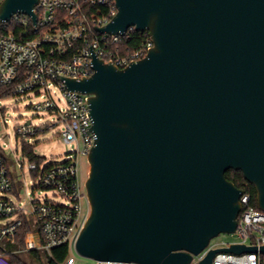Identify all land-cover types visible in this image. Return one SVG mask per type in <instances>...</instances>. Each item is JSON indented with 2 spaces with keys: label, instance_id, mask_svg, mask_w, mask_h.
<instances>
[{
  "label": "water",
  "instance_id": "95a60500",
  "mask_svg": "<svg viewBox=\"0 0 264 264\" xmlns=\"http://www.w3.org/2000/svg\"><path fill=\"white\" fill-rule=\"evenodd\" d=\"M114 2L97 31L133 27L153 45L123 68L93 54L90 76L64 78L89 95L95 135L74 249L111 264H188L235 231L242 190L226 170L241 171L264 211V0ZM37 3L1 0L0 22L18 12L35 21ZM256 249L213 248L198 264Z\"/></svg>",
  "mask_w": 264,
  "mask_h": 264
},
{
  "label": "built area",
  "instance_id": "2783aa9c",
  "mask_svg": "<svg viewBox=\"0 0 264 264\" xmlns=\"http://www.w3.org/2000/svg\"><path fill=\"white\" fill-rule=\"evenodd\" d=\"M35 21L23 13H14L0 22V95L10 96L31 93L43 97L31 104L35 110L57 114V124L63 127L59 135L64 142H76L80 147L66 154V160L41 168L40 163L28 161L27 168L33 173L40 189L55 191L62 201L46 198L32 202L31 210L8 197H0V218L9 221L0 225V264H10L7 252L14 254H50L51 248L67 244L69 255L64 264H75L70 251H75L77 233L87 215L81 218V200H86L82 157H86L94 143L90 130L91 117L88 94L70 91L64 78L80 79L93 73L92 55L118 68L143 58L153 42L147 31L127 28L122 34L97 31L116 14L114 0H38L34 7ZM139 34L136 38L133 33ZM135 37V38H134ZM134 38L133 48L127 43ZM57 87L66 101L61 109L52 97L50 88ZM28 121V123H26ZM16 126L17 136H33L39 130L30 120ZM54 122L53 125H56ZM25 157V156H24ZM23 170V163H16ZM247 184H250L246 181ZM4 155L0 152V194L14 191ZM241 209L233 234L237 240L222 242L220 246L208 244L192 255L188 264H198L208 250L228 247L231 244L256 246V251L240 254L216 252L211 264H264L259 248L264 245V211L253 203L247 185L241 188ZM255 194V192H254ZM255 198V197H254ZM87 201V200H86ZM23 217L30 226L24 237V245L16 242ZM92 264H111L109 261L92 260Z\"/></svg>",
  "mask_w": 264,
  "mask_h": 264
},
{
  "label": "rangeland",
  "instance_id": "374dc122",
  "mask_svg": "<svg viewBox=\"0 0 264 264\" xmlns=\"http://www.w3.org/2000/svg\"><path fill=\"white\" fill-rule=\"evenodd\" d=\"M1 1V0H0ZM52 97L59 108L66 106V101L57 87L50 88ZM43 97L31 93L0 96V152L4 155L11 177L14 181L15 190L0 194V197H8L15 203L22 206L26 211L31 210L32 202H40L46 198L62 201L60 196L53 190L40 189L34 175L27 168L28 159L22 153V141L32 144L33 152L42 158L40 167L44 168L52 163H61L66 160L68 152L76 151L80 147L74 142L68 144L59 135L63 127L57 122L56 113H48L42 110H35L31 104L40 102ZM30 120V124L37 129L48 126L44 132L39 130L35 135L17 136L16 126L23 125ZM56 125H53V123ZM16 163H23L24 169L18 170ZM84 176L88 173V162L82 157ZM87 201L81 200V218L86 214ZM89 213V209L87 215ZM86 215V216H87ZM9 221L8 218H0V225ZM233 233H220L211 239V244L221 245L222 242L236 241ZM75 259V264H92V259L79 255L76 251H70ZM27 264H47L43 254L37 259L29 253L18 254Z\"/></svg>",
  "mask_w": 264,
  "mask_h": 264
},
{
  "label": "trees",
  "instance_id": "16d2710c",
  "mask_svg": "<svg viewBox=\"0 0 264 264\" xmlns=\"http://www.w3.org/2000/svg\"><path fill=\"white\" fill-rule=\"evenodd\" d=\"M133 35H135L136 38H139L138 33L134 32ZM134 38H132L127 43V47L133 48L135 46V44H133ZM0 96H4V95H0ZM22 153L28 159V161H32L36 163H40L42 161V158L33 152L32 144L27 143L25 141H22ZM224 175L226 179L233 182L234 185L240 189L244 187L245 185H247L250 193L252 194L253 203H256L255 198H254L255 197L254 187L251 184L246 183V180L244 179L241 171L228 169L225 171ZM29 230H30V226L28 222L26 221V219L23 217V225L18 231V234L16 236V242L20 244L21 246L24 245V237ZM7 254L10 260V264H27L18 254H14L11 252H7ZM30 255H32L33 257L37 259L40 258V255L36 250H32ZM43 255L45 257L47 264H64L66 261V258L69 255V248L67 244L58 245V246L51 248L49 255L48 254H43Z\"/></svg>",
  "mask_w": 264,
  "mask_h": 264
}]
</instances>
